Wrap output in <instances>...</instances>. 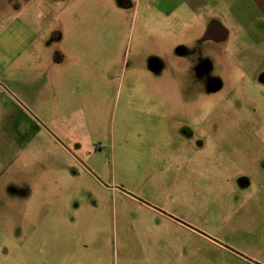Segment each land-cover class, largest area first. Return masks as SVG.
<instances>
[{
  "label": "rangeland",
  "instance_id": "1",
  "mask_svg": "<svg viewBox=\"0 0 264 264\" xmlns=\"http://www.w3.org/2000/svg\"><path fill=\"white\" fill-rule=\"evenodd\" d=\"M113 1L92 2L91 31L63 39L96 48L79 70L80 110L63 128L44 129L29 109L14 126L19 113L0 100V264H264V0H215L210 16L184 12L165 34L166 15L150 17L151 5L135 13L134 2L129 11ZM43 3L0 0L6 62L61 42L54 27L34 40L4 32ZM209 28L225 34L203 38ZM147 56L159 64L143 65ZM159 73H172L173 89L151 98L141 81ZM0 75V92L15 95L6 81L33 72L3 65ZM48 133L63 150L45 144ZM59 217L61 232L43 224Z\"/></svg>",
  "mask_w": 264,
  "mask_h": 264
},
{
  "label": "crops",
  "instance_id": "2",
  "mask_svg": "<svg viewBox=\"0 0 264 264\" xmlns=\"http://www.w3.org/2000/svg\"><path fill=\"white\" fill-rule=\"evenodd\" d=\"M44 1L45 3H43V8L36 7L29 10V18L27 23H25L24 20L17 22L12 20L7 25L4 32L10 29L12 39H16L18 33L22 32V29H24L27 32L32 33V38L34 40V38L38 37L39 34L46 32L51 27H54L51 29V32L61 33L62 35L59 38L61 42L58 45L51 46L52 48L46 49L48 56L34 57L30 51V55L26 58H16L10 62H6V60L0 56V66L17 65V68L20 69L21 67L28 65L32 68L33 72V75H20L18 79L6 81L10 82L9 88L12 86L17 91V93H15V95H10L6 92H0V100L2 102V97L8 99L6 104L9 107L14 108L13 113H19L18 117H20V120H18V117L13 118L15 123L14 126L21 122L23 114L25 115L29 109L31 112L37 114V117L39 116V118H41L39 120L43 122L45 126L44 129L60 130V128L64 127L66 118H68V116L77 115L80 110L79 104L81 103V77L79 75V70L83 62H88L89 67L91 68V61L93 60L91 57L92 53L89 54L87 52L92 51L94 53L96 49L89 43V41L85 42L83 44L84 46L80 43H71L69 45L70 47H65L63 39L70 33L82 32L84 29H89L91 31L93 24L90 23L91 20L88 21L85 19L84 14L99 12V8L95 11L92 10V2L98 1L100 4L94 5L99 7H107L109 0ZM111 1L108 4L110 6H112ZM213 1L215 0H146L148 4L145 5V7L142 6V0H129L128 2L125 0L124 2L126 6L125 9H128L129 11H131L134 2L135 13L146 9V7L148 8L151 5L152 10H148V15H150V17H161L162 14L166 15H162L164 18H162V21L160 20L159 22L160 26L162 27L161 33L165 34L166 32H170L169 30L172 32L176 31V27L179 25L178 16H187L184 12H187L188 16L192 15L194 17H204L205 13H207L206 16H210V10ZM56 5L57 7H55ZM9 7H12L11 4H9ZM84 7L85 9L88 7V10H85ZM51 15H53V20H46V18H49ZM171 15L177 18L175 25H172V22L169 20ZM41 16L43 19H40ZM146 20L147 19L144 18V21ZM4 21H8L7 14H5L3 17H0V24H2ZM12 26L17 28L11 30L10 27ZM207 30L208 29L204 30V33L202 34L203 38H205ZM159 31L160 29L157 33H159ZM207 39L210 40V38ZM19 41L20 40H12V42L17 44ZM24 41L25 40H22L21 42ZM45 44L48 45V43ZM32 45H34V42L29 44L25 49H32ZM161 45H164V43ZM166 46V51H169L170 54V42L163 47ZM114 47L115 43L113 42H108L105 44V49L107 50L106 57H109L110 54V59L112 62L114 61L112 55L114 54V52H112ZM16 48L22 49L23 47L18 46ZM13 50H15V47ZM87 56L88 58H86ZM176 58L177 54L175 57H169L167 60H159V62H161V64L164 63L166 65H171L174 64V59ZM156 60L158 59L154 56H147L146 58L139 59V61L145 66L149 63H153L152 65L154 66L158 65L159 62ZM172 78V73H159L158 75H150L149 78L141 82L145 83L143 89H146V92L150 94L149 97L152 98L158 95H163L166 92L170 94V91L173 89V86L170 82ZM13 92L15 91L13 90ZM31 122L33 127L38 125V121L35 118ZM59 134L61 136L62 133L59 131ZM48 135L49 136L46 138L45 144L47 146H49V144H57L56 146H60L59 149L63 150L61 143L53 138L49 133ZM75 144V156L78 157L82 153L83 147L79 140L76 141ZM161 218L163 219L166 217L161 216ZM42 221L43 224L52 226L50 228L51 231L57 230L58 232L63 231L61 227L65 226L66 224V220L61 217L51 219L43 218ZM84 224L87 227L88 223L85 222ZM74 226L75 232L78 234V236L83 235L84 232L76 228V226H79L77 221L74 222ZM53 237L60 241L63 240L65 236L64 234H54Z\"/></svg>",
  "mask_w": 264,
  "mask_h": 264
},
{
  "label": "water",
  "instance_id": "3",
  "mask_svg": "<svg viewBox=\"0 0 264 264\" xmlns=\"http://www.w3.org/2000/svg\"><path fill=\"white\" fill-rule=\"evenodd\" d=\"M217 29H215L216 31ZM215 31H212L210 28L207 30L206 33V38H210V39H217L216 35H215ZM225 33H223L222 31H220V34L218 36H223Z\"/></svg>",
  "mask_w": 264,
  "mask_h": 264
},
{
  "label": "flooded vegetation",
  "instance_id": "4",
  "mask_svg": "<svg viewBox=\"0 0 264 264\" xmlns=\"http://www.w3.org/2000/svg\"><path fill=\"white\" fill-rule=\"evenodd\" d=\"M219 33H220V30H219V29H217V30L215 31V35H216V36H218V35H219Z\"/></svg>",
  "mask_w": 264,
  "mask_h": 264
}]
</instances>
